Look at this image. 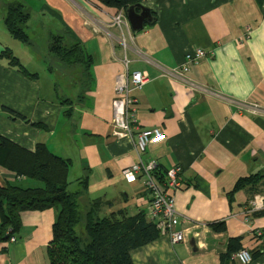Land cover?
I'll return each instance as SVG.
<instances>
[{"label":"crops","instance_id":"obj_1","mask_svg":"<svg viewBox=\"0 0 264 264\" xmlns=\"http://www.w3.org/2000/svg\"><path fill=\"white\" fill-rule=\"evenodd\" d=\"M14 3L29 15L25 26L29 43L9 36L1 13L0 137L29 152L41 143L69 160V183L77 187L75 181L86 174L88 198L109 203L101 209L105 215L122 211L130 217L147 216L150 196L144 178L138 172L132 173L133 181L127 179L134 165L152 161L164 177L179 167L174 229L185 233L186 242L171 244L167 236L159 235L130 252L133 264H220L232 238L250 254L261 253L264 0H141L151 21L139 32H132L128 22L113 25L117 11L95 0H2L1 5ZM36 29L44 40L43 57L48 38L58 36L66 46L80 43L92 58L89 88L68 117L62 114L66 107L59 104L52 83L43 89L37 73L26 70L36 75L29 78L1 57L8 49L20 65V56L33 63L28 47L35 48ZM196 49L206 56L191 67L187 78L205 91L192 90L168 75ZM125 61L128 72L145 73L148 80L132 92L137 103L131 136L119 138L112 125L111 102ZM237 103L257 105L263 113L240 111ZM9 112L25 121L13 119ZM152 129L163 133L165 140L139 155L135 137ZM250 176L259 177V182L229 195L237 180ZM9 184L39 186L0 168V186ZM56 216L54 209L21 213L15 242H0V264H48L45 249ZM220 223L224 231L214 232ZM255 231L262 237L254 236ZM250 264H264V253Z\"/></svg>","mask_w":264,"mask_h":264},{"label":"trees","instance_id":"obj_2","mask_svg":"<svg viewBox=\"0 0 264 264\" xmlns=\"http://www.w3.org/2000/svg\"><path fill=\"white\" fill-rule=\"evenodd\" d=\"M95 1L106 8L115 9L116 15L119 12L125 14L128 7L141 2ZM28 18L22 5H5L4 28L12 39L23 44L29 43L25 32ZM46 51V58L51 64L48 72L51 75L57 71L58 64L59 70L74 76L76 83L85 79L84 87L88 88L92 58L80 43L66 46L61 37L50 36ZM1 57L8 60L10 66L17 67L21 74L29 78L36 77L27 73L8 49L1 53ZM53 85L59 104L67 107L62 112L63 116H70L72 101L62 96L55 80ZM9 115L13 119L24 120L13 112H9ZM69 167V160L54 155L44 144H36L34 151L29 152L0 137V168L13 173L16 179L23 178L39 184L30 187L19 184L0 186V242L7 243L10 237H18L21 213L54 209L57 216L51 227V240L45 249L48 264H133L130 252L158 238L155 225L146 218L145 213L132 217L122 211L103 214L102 207L109 203L103 204L100 199L88 198L86 174L75 181V191L68 189L71 184L67 179ZM153 178L159 184L165 181L157 168ZM259 180L257 176L241 178L236 181L229 195ZM213 231L223 232L224 227L220 223ZM240 250L239 239H229L226 251L220 255V264H236L231 257ZM263 253L264 246L261 253L250 254L252 261Z\"/></svg>","mask_w":264,"mask_h":264},{"label":"built area","instance_id":"obj_3","mask_svg":"<svg viewBox=\"0 0 264 264\" xmlns=\"http://www.w3.org/2000/svg\"><path fill=\"white\" fill-rule=\"evenodd\" d=\"M127 21L122 12H119L113 18V25L120 27L126 24ZM206 56V53L201 49L193 50L184 56L183 63L177 69L169 71L175 79L185 82L192 90L201 89L188 77V73L192 66L198 65L199 61ZM127 61L123 63L125 70L121 72L115 79L114 83V99L111 102L112 108V125L116 130V135L119 138L130 137L132 124L135 120V106L136 98L132 92L140 90L144 83L148 80L145 73L139 71L128 72L126 69ZM236 108L240 111H245L251 115H258L263 111L257 105L237 103ZM165 140V135L159 133L157 129L140 131L134 140V147L140 155L151 146L158 144ZM155 170V163L149 161L145 164L141 162L134 165L130 170L131 177L127 178L130 181L134 180L132 173H140L144 178V186L150 196L149 207L146 218L151 221L159 235H164L169 238L171 244L185 243L186 236L183 231H176L174 229L175 221L178 215L174 210L173 193L180 187V173L179 167H174L166 171L165 181L159 184L153 178ZM254 207V203L252 205ZM254 236L261 238L262 234L259 231L253 232ZM15 237H10L8 243L15 242ZM264 240V237H263ZM238 264H250L252 262L250 253L246 249H241L231 257Z\"/></svg>","mask_w":264,"mask_h":264},{"label":"rangeland","instance_id":"obj_4","mask_svg":"<svg viewBox=\"0 0 264 264\" xmlns=\"http://www.w3.org/2000/svg\"><path fill=\"white\" fill-rule=\"evenodd\" d=\"M1 2H2V0H0V14L3 13L5 15V7H3L1 5ZM124 16H125V14H124ZM34 34L37 36V37L33 36V38H32V42L34 43L35 48L28 47V49H29V51L33 52L32 56L36 61L34 60L33 63H26V61L23 60V57H21L19 55L21 58V63H22L21 66L25 70H29V71L37 73L39 75L40 84L43 87V89H45V90L48 89V87L51 85V83H52V87L54 88L53 82L55 80L57 87L59 89V92H61L63 94L62 96L67 97L68 99H70V101H72V105H71V107H72L87 92L89 86H88V88L84 87V84L86 82L85 79H83L82 82H80V83H76L75 77L70 76L67 73H62L58 68V64H57V71L55 73L53 72V74L51 75L48 72V66H50L51 64H50L49 58L48 59L46 58L47 57V51H46L47 48L45 50L44 57H43V49H45V45L43 43L44 40L41 37L40 30L36 29ZM34 50L36 51L37 55L34 54ZM41 54H42V56H41ZM44 72L46 74H44ZM47 74L49 76H46ZM66 109H67V107H66ZM70 186L68 188L70 191H75L77 189V187H75V185L73 186V183H71Z\"/></svg>","mask_w":264,"mask_h":264},{"label":"water","instance_id":"obj_5","mask_svg":"<svg viewBox=\"0 0 264 264\" xmlns=\"http://www.w3.org/2000/svg\"><path fill=\"white\" fill-rule=\"evenodd\" d=\"M125 19L132 32L141 31L143 26L151 21L149 11L139 4L130 6L126 9ZM189 245L192 246L191 241L189 242Z\"/></svg>","mask_w":264,"mask_h":264}]
</instances>
